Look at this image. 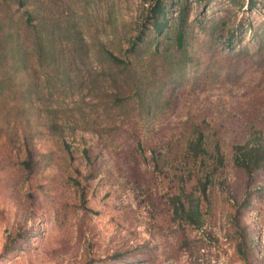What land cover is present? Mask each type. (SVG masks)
<instances>
[{"label":"rangeland","instance_id":"obj_1","mask_svg":"<svg viewBox=\"0 0 264 264\" xmlns=\"http://www.w3.org/2000/svg\"><path fill=\"white\" fill-rule=\"evenodd\" d=\"M162 1L163 35L155 0H0V264H264V168L233 163L264 143V0ZM143 23L125 70L96 60ZM182 183L196 223L174 213Z\"/></svg>","mask_w":264,"mask_h":264},{"label":"trees","instance_id":"obj_2","mask_svg":"<svg viewBox=\"0 0 264 264\" xmlns=\"http://www.w3.org/2000/svg\"><path fill=\"white\" fill-rule=\"evenodd\" d=\"M150 17L148 18V23L151 25L150 30H155L161 35H163L164 27L166 26V11L163 6L162 0H155L154 4L149 8ZM29 17V15H28ZM183 18V14L179 13L177 18H174V33L169 37L167 41L164 42L161 52L158 53V58H160V66L164 68L173 69L175 65H182L188 59L187 50H186V41H185V28L181 23V19ZM149 29V25L142 24L140 28H138L137 34H135L130 40L129 44L123 51L121 57L119 52L114 51L104 42H100L99 46L95 50L96 60L100 63L111 64L116 66L120 71L129 65L130 61L128 59V53L134 52L138 47L139 43L144 41L145 36L147 35L146 30ZM161 40L157 43L159 45L163 42ZM128 52V53H127ZM140 80H134L133 83L135 86L133 88H137ZM116 101H121L120 98L115 99ZM54 127H58L57 124H52ZM206 140L203 138V133L198 129V135L194 138L191 137L188 140L186 150L192 152V155L195 158H199L200 156H204L208 153V149L205 146ZM234 157L233 163L239 167H241L246 175L251 178L252 173L255 169L264 168V143L257 141H247L244 144L234 146ZM215 153L217 155L218 162H222L221 152L219 151V147L217 146L215 149ZM25 159L21 162L23 169L32 170L36 165V160L33 158V153H31V148L26 150L24 153ZM190 181V180H189ZM186 181L185 183H187ZM188 188L186 184L182 183L181 190L179 193H175L171 196V204L174 207L175 215L185 219L190 223H196L195 216L198 215L197 205L194 207H189L188 202L184 199V196H188ZM251 192L248 191V195ZM239 250L243 253L244 251L242 246L239 244Z\"/></svg>","mask_w":264,"mask_h":264}]
</instances>
